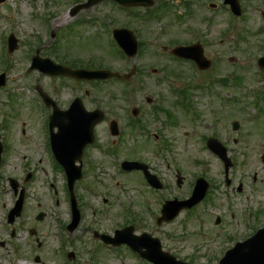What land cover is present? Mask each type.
Returning a JSON list of instances; mask_svg holds the SVG:
<instances>
[{"label":"rangeland","instance_id":"374dc122","mask_svg":"<svg viewBox=\"0 0 264 264\" xmlns=\"http://www.w3.org/2000/svg\"><path fill=\"white\" fill-rule=\"evenodd\" d=\"M69 1L72 0H6L0 4V73L6 72V84L0 88V120L4 119L0 125L3 132L0 140L7 145L0 163V183L4 187L0 190V264L64 263L57 250L60 242L56 233L57 219L69 223L71 208L63 172H58L50 159L42 155L40 120L43 119L44 106L36 98L37 87L56 98L63 107L73 95L81 94L88 87L90 94L83 96L85 107L91 109L99 105L105 115L107 113L106 118L117 119L124 131L122 141L117 143L118 159L93 149L92 158L86 163V172L75 183L81 222L72 234L67 232L77 245L73 264H101L94 262L88 253L89 243L93 240L91 230L111 234L113 226L123 227L129 220L121 214L127 204L133 205L134 212L140 216L134 224L137 232L147 231L157 236L164 249L171 250L170 246L174 244L176 247L171 253L190 264H217V256H222L220 252L230 242L227 237L233 236L230 223L236 225L235 235L239 239L247 238L260 225L264 226V85L254 76L258 56L264 52V19L261 14L264 0H240L246 6L244 15L233 17L230 22L225 9L215 12L199 10L201 0H154L153 5L140 7L146 15L156 14L148 21L144 20L145 16L134 18L127 9L121 10L107 2L82 11L77 18L84 20V24L58 31L59 39L53 45L54 50L63 58L82 59L84 65L81 67L105 66L125 73L136 63L135 77L131 80L134 91L129 94L135 104H129V108L139 106L147 128L154 136H162L161 140L168 147L159 157L153 154L155 144L150 136H145L139 128L131 130L126 125L123 110L128 104L123 91L129 86L115 80L92 86L84 82L77 84L65 77H51L29 69L30 57L38 46L40 56L59 62L49 42L46 20L63 10ZM187 5L194 6L193 17L188 15L190 8ZM136 8L132 7L131 11L139 10ZM158 8L159 12L156 11ZM160 11L167 12L166 16L160 17ZM210 14L211 20H202ZM88 20L95 21V24L86 22ZM102 21L107 22L108 27L133 30L140 41L141 55L130 61L118 57V49L110 47L103 34ZM192 26L197 29L190 30ZM194 30L199 34L206 56L212 60L211 68L203 74L197 73L189 62L169 58L170 47L195 40ZM11 33L17 43L9 55L4 47V35L8 37ZM45 44H49V48ZM5 58L10 59L3 60ZM164 63L169 67L166 75L171 76L170 83L179 87L160 81L165 77L162 71L152 72L153 67L160 69ZM217 76L229 80V85L242 86L227 88L226 84L212 81ZM207 80L212 82L213 88L204 86ZM183 87L187 89L182 95L183 102L192 106L189 111L176 102ZM147 97H152L153 101L148 102ZM214 114L219 120L216 124L220 128L219 136L215 134L211 118ZM235 120L240 123L236 131L232 128ZM105 133L109 135L108 125L102 121L95 128V136L103 146L107 145ZM211 136L226 146L227 156L232 161L229 185L226 184L223 161L205 144L206 138ZM24 154L29 155L27 160ZM138 157L161 177L166 184L164 189L154 192L144 186L147 193L144 196L140 191L143 178L139 173L131 172L134 178H128L121 171L116 172L118 160ZM26 169L32 172L27 182L24 181ZM177 169L185 177L181 187L176 185ZM195 176L205 177L209 182L206 198L196 212L185 218L182 212L171 222H163L161 226L154 224L147 202L151 203L154 212L159 213L162 205L159 201L173 195L185 197L187 182ZM10 177L20 183V188L24 187L26 194L22 215L12 225L7 224L6 218L16 200L9 184ZM50 181H54V190L48 185ZM81 185L86 187L83 189ZM90 188H95L98 193L91 194ZM41 211L45 215L38 221L36 215ZM230 212H235L232 221ZM13 227L18 232L15 237H11ZM32 228L37 231L34 236L30 234ZM65 244L68 251L74 249L71 242ZM92 250L98 260L104 262L102 264H140L131 254L117 258L109 251H102L100 246ZM36 256H39V262L35 260Z\"/></svg>","mask_w":264,"mask_h":264},{"label":"water","instance_id":"95a60500","mask_svg":"<svg viewBox=\"0 0 264 264\" xmlns=\"http://www.w3.org/2000/svg\"><path fill=\"white\" fill-rule=\"evenodd\" d=\"M2 0H0L1 2ZM142 0H126V3L131 2V3H139ZM129 4V3H128ZM121 31V33H125L126 36L128 37L126 40L125 39H119L120 42L124 45L126 51L129 54H134L137 48V44L135 41V38L133 34L129 31L125 30H118ZM121 36V35H120ZM14 48V47H12ZM192 50V51H190ZM191 52H194V55L198 58L200 65L202 67L208 66V62L204 59L203 57V51L199 45H196L195 47H179L174 49V53L180 55V56H191ZM49 62L51 65L52 63ZM37 67H40L43 71L48 72V73H63V74H75L76 76H82V77H90V78H105V77H110L114 75L115 73H112L107 70H100L96 72H87V71H72L67 67H61V66H53V67H48L45 65V60L40 59L39 57L35 58V65ZM76 108H79L85 113V109H83V105L81 103V100H77L76 103L74 104ZM81 113V111H78ZM77 112V113H78ZM58 117L61 115L56 112ZM70 113V112H69ZM71 113H75V110L72 111ZM94 114V113H93ZM101 116V113H98ZM63 118L67 119L70 121L69 123V128L66 131V134L64 136V141L62 144H58L57 147H59V152H60V147L62 149V155L64 153H69L71 149L73 150V153L75 154L78 149L81 148V144L84 142H88L91 140V134H92V127L101 120V117L94 118L93 120H89L82 116L81 114H77L75 117L70 116L68 112H64L62 114ZM86 121V124H85ZM235 127H238L237 124H235ZM85 140V141H83ZM83 141V142H82ZM83 145V144H82ZM214 146V145H213ZM215 147V146H214ZM78 157V156H77ZM64 158H66L64 156ZM72 158V157H71ZM65 159L62 160L63 164L66 166V169L68 171V176L70 180V186L73 185L74 180L77 178L79 175V169L80 167H75L74 162L76 158L72 159ZM80 176V175H79ZM22 199L20 200L19 203V208H17L14 211L15 213H18L20 210V204H21ZM74 226L77 224L79 220V213L76 210V207L74 208ZM154 258L160 262V264H168L169 262L167 258L169 259L168 255H165L167 258L163 257L160 253L158 254L156 251H153ZM171 259V258H170ZM169 259V260H170ZM171 261V260H170ZM173 264H179V263H174ZM222 264H264V230L260 231L258 234H256L254 237L251 239H248L244 243L238 244L229 254L228 256L222 261Z\"/></svg>","mask_w":264,"mask_h":264},{"label":"flooded vegetation","instance_id":"af4514ba","mask_svg":"<svg viewBox=\"0 0 264 264\" xmlns=\"http://www.w3.org/2000/svg\"><path fill=\"white\" fill-rule=\"evenodd\" d=\"M204 1L205 0H201V2L198 3L199 10H202V9L204 10L205 9ZM208 4H209V6L212 4L215 8H222V5H221L220 1H212V2L209 1ZM190 10H191V13H192L191 16L193 17L194 16V13L196 12L194 6L191 5L190 6ZM66 107L67 106H64L62 108L65 109ZM106 116H107V113H106L105 117ZM104 122H106L107 125H108V132H109V135H110L109 136V135H107V133H105L106 136H104V137H106V138L108 137L106 139V141L111 144L112 150H114L116 153H118L117 143L120 144V142L122 141V136H123V132L124 131H122V129L120 128V135L118 136V138H114L111 135V131H110V120H108V118H105V121ZM98 145H99V139L96 138V140H95V142L93 144H91V145L88 144L85 147V149L83 151V155H82L83 162L88 161V160H90L92 158L91 151L93 150V148L97 147Z\"/></svg>","mask_w":264,"mask_h":264}]
</instances>
